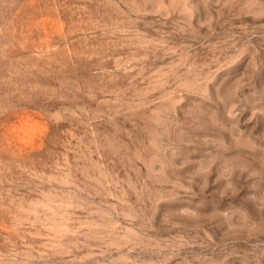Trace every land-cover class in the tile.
Masks as SVG:
<instances>
[{"label":"rangeland","instance_id":"374dc122","mask_svg":"<svg viewBox=\"0 0 264 264\" xmlns=\"http://www.w3.org/2000/svg\"><path fill=\"white\" fill-rule=\"evenodd\" d=\"M0 264H264V0H0Z\"/></svg>","mask_w":264,"mask_h":264}]
</instances>
